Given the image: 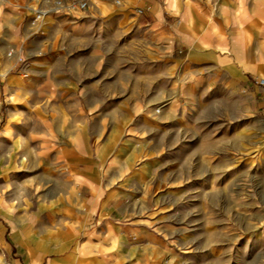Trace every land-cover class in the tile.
<instances>
[{"label":"rangeland","instance_id":"1","mask_svg":"<svg viewBox=\"0 0 264 264\" xmlns=\"http://www.w3.org/2000/svg\"><path fill=\"white\" fill-rule=\"evenodd\" d=\"M55 1L0 0V264H264V120L147 61L136 0Z\"/></svg>","mask_w":264,"mask_h":264},{"label":"crops","instance_id":"2","mask_svg":"<svg viewBox=\"0 0 264 264\" xmlns=\"http://www.w3.org/2000/svg\"><path fill=\"white\" fill-rule=\"evenodd\" d=\"M135 7L137 13L120 21H131L132 40L146 47L147 61L177 63L185 84L216 94L232 104L230 110L239 104L243 115L264 120V87L254 84L264 79V0H136ZM90 177L88 184L94 185ZM112 201L97 206L94 217L111 224L122 219ZM59 234L65 246L52 253L67 248ZM37 255L30 253V261Z\"/></svg>","mask_w":264,"mask_h":264},{"label":"built area","instance_id":"3","mask_svg":"<svg viewBox=\"0 0 264 264\" xmlns=\"http://www.w3.org/2000/svg\"><path fill=\"white\" fill-rule=\"evenodd\" d=\"M116 4H120V0H116L115 1ZM86 6L85 2H82L80 0H75V4L73 5H63L61 1H55L52 6H49L48 10H40V9H33V21L32 24L38 23L40 22L46 15L52 13V14H57L59 13L61 10H65V9H70V8H78V9H84ZM8 56L12 57L14 56L13 52H8ZM254 84L257 86H263L264 87V79H256L254 81Z\"/></svg>","mask_w":264,"mask_h":264},{"label":"bare ground","instance_id":"4","mask_svg":"<svg viewBox=\"0 0 264 264\" xmlns=\"http://www.w3.org/2000/svg\"><path fill=\"white\" fill-rule=\"evenodd\" d=\"M5 136H9V134H6Z\"/></svg>","mask_w":264,"mask_h":264}]
</instances>
